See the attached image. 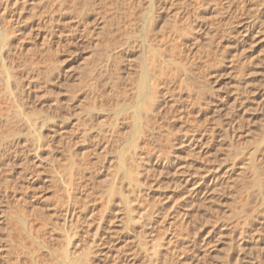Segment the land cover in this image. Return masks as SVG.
<instances>
[{
  "label": "rangeland",
  "instance_id": "rangeland-1",
  "mask_svg": "<svg viewBox=\"0 0 264 264\" xmlns=\"http://www.w3.org/2000/svg\"><path fill=\"white\" fill-rule=\"evenodd\" d=\"M154 1L150 10L149 0H0V264L17 255L34 264L36 253L60 264L68 247L77 264L84 254L83 264L117 256L134 264H264V0ZM168 22L185 37L179 45L195 67L187 78L194 90L179 79L164 92L151 143L134 136L121 95L98 101L96 111L84 86L111 53L122 69L132 63L136 85L143 66L161 51L172 55L163 41L174 28ZM247 23L257 24L252 36L242 33ZM191 136L202 143L190 145ZM131 150L134 158L147 153L136 160L142 168L134 162L144 174L123 160ZM181 171L210 176L193 194L199 183L179 184ZM113 185L120 195L111 202Z\"/></svg>",
  "mask_w": 264,
  "mask_h": 264
},
{
  "label": "bare ground",
  "instance_id": "bare-ground-1",
  "mask_svg": "<svg viewBox=\"0 0 264 264\" xmlns=\"http://www.w3.org/2000/svg\"><path fill=\"white\" fill-rule=\"evenodd\" d=\"M65 1V0H64ZM149 6H150V10H153L154 9V5H155V1L154 0H149ZM159 3V2H158ZM213 3V2H212ZM214 4V3H213ZM219 6V5H218ZM197 7H198V5H197ZM220 7H222V5L220 6ZM157 8V7H156ZM217 8V7H216ZM223 8V7H222ZM219 9V8H218ZM224 9V8H223ZM225 10V9H224ZM219 11V10H218ZM178 17V16H177ZM174 18V17H173ZM152 19H153V16H151V15H149V17H147L146 18V25H147V27H148V25H149V27L151 26V23H152ZM176 19V18H175ZM170 21H173V20H170ZM175 22H177L176 20H175ZM169 23V22H168ZM172 23V25L171 26H173L174 25V28H173V31H172V34L169 36V40L167 39L166 41H165V39H164V37H162L163 39V41L165 42V44H167L168 46H170V51H171V56L170 57H167V58H165L166 56L163 54V51H161L162 53H159L158 54V56L157 57H155L154 59H153V63H152V67H148V65H145V66H143L142 67V73H141V75H140V77H139V80H138V82H137V84L136 85H134L133 83H132V81H131V79H132V77H133V74H134V70H132L131 69V67H132V63H130V64H128L125 68H121L120 66H119V64H120V61H119V57H116V53H115V56H114V53H111V54H109L108 55V60L109 61H107L106 63H104V61H101L100 63H98V65H97V67L96 68H94L93 70H91V75H90V85L89 86H84V83L86 82V81H84V83H83V86H84V88L85 89H88L89 91H90V95H92L91 97V99H93L94 100V103L92 104V106H93V110H98V108L100 107H97V105H98V101L100 102V101H102L103 102V100L105 99V98H108V97H112V96H115L116 95V97H117V95H121V97H123L122 99L124 100V105H127V107H126V109H125V111L127 112V111H129L130 113H126L127 114V116L128 115H132L133 116V118H134V120L132 121L133 123V129H134V136L135 135H137V137H138V135H140L141 137H139L140 139L142 138V137H144V136H142V135H145V137L144 138H142V139H144V141H145V139L146 140H148V141H154V138H156V139H158L155 135V133L158 131V129H156L157 131L154 133V128L155 127H153V126H156V123H157V126H158V122H157V120H158V118H160L159 116H160V112H161V110H163L162 109V107L163 106H165V104L163 105V99H164V101L166 100L165 98H163V97H165L164 95H166L167 97H168V95L167 94H164V92L166 91V93H168L169 92V90H171V89H169L170 87V85L172 86V84L173 83H175L177 80H179V82L180 83H182V85H185V84H187V86H188V89H190V93L192 94L193 93V91L192 90H194V89H192L191 88V86H189L190 84L188 83V75H189V71L190 70H192V68L193 69H195V67H192L191 69H189V66L187 65L189 62H188V56H190V55H186V57H187V59H186V57H185V55H184V59H183V51H181L182 49V47H180V45H179V42L180 41H184L185 40V37L182 35L183 33H181L180 32V30L178 29V26H175L177 23H173V22H171ZM171 23H169V24H171ZM183 23V22H182ZM101 24V23H100ZM186 24H188V23H186ZM185 24V25H186ZM181 25H183V24H181ZM256 23H247V24H245L243 27H244V30H243V32L242 33H244V35L245 36H252L253 35V30L255 29V27H256ZM104 27V26H103ZM155 27H156V25L153 27L154 29H155ZM183 27V26H182ZM188 27V26H187ZM186 27V28H187ZM243 27H242V29H243ZM186 28L184 29V31L186 30ZM150 29V28H149ZM190 29H192L191 28V26H190ZM146 30H147V28H146ZM153 30V29H152ZM183 30V29H182ZM181 30V31H182ZM187 30H188V28H187ZM186 30V31H187ZM152 32H154V31H152ZM171 32V31H170ZM186 33V32H185ZM187 35V34H186ZM164 36V35H163ZM168 37V36H167ZM184 37V38H183ZM187 38V37H186ZM46 39V38H45ZM157 39V38H156ZM184 39V40H183ZM124 41H125V39H124ZM159 41H161V40H159ZM185 42V41H184ZM183 42V43H184ZM131 44L130 43V41L128 40L127 41V43L125 44V45H127V44ZM159 43H161V42H159ZM186 43V42H185ZM120 44H121V42H120ZM162 45H164V43L162 44ZM162 45H160L159 44V46H162ZM166 45V46H167ZM181 45H182V42H181ZM128 46V45H127ZM131 46V45H130ZM129 46V49H131L132 47H130ZM126 47V46H125ZM162 47H165V45L164 46H162ZM127 48V47H126ZM109 49H114V48H112L111 46H109ZM163 49V48H162ZM123 50V49H122ZM126 50H128V49H125V51ZM132 50V49H131ZM163 50H165V48L163 49ZM203 50V49H202ZM144 51V50H143ZM168 51V50H167ZM185 51V50H184ZM109 52H111V51H108V53ZM165 52V51H164ZM133 53V52H132ZM185 53H187V52H185ZM184 53V54H185ZM164 56V58H162L163 56ZM166 54V53H165ZM128 55V54H127ZM130 56H128V58H129ZM175 57V58H174ZM176 57L178 58L179 57V59H176ZM205 57V56H204ZM144 58V52H142V55H141V58H140V62L142 61V59ZM190 58V57H189ZM200 58V57H199ZM130 59V58H129ZM129 59L127 60V59H125L126 60V62L127 61H129ZM130 60H132V59H130ZM191 61H192V63L193 62H195V61H193L192 59H190ZM201 60V59H200ZM133 61H135L134 59H133ZM197 61H199V60H197ZM203 61V60H202ZM131 62V61H130ZM186 62H188V63H186ZM191 63V64H192ZM134 64V63H133ZM135 64H136V62H135ZM191 64H190V66H191ZM195 65V64H194ZM194 65H192V66H194ZM198 66H200V65H198ZM5 68V67H4ZM133 69H134V65H133ZM153 69V70H152ZM6 72V71H5ZM193 72V71H192ZM191 71H190V73H192ZM182 74V75H181ZM198 74V73H197ZM192 75V74H191ZM201 75V74H200ZM6 76H7V80H9L10 78H12L10 75H9V73H7L6 72ZM10 76V77H9ZM196 76V75H195ZM191 77V76H190ZM188 78V79H187ZM194 79V78H193ZM202 79V78H201ZM190 80V79H189ZM12 81V79H10V81L9 82H11ZM14 81V80H13ZM122 81H126V82H128L127 83V87H126V85H123V84H126V83H124L123 82V84H122ZM195 81H197V80H195ZM9 82H7V83H9ZM129 82H130V84H133L134 85V88H133V85L131 86L132 87V91H133V97H135V99H136V102H137V104L136 105H130V104H128V96H131L132 97V94L131 95H129V91L131 90L130 88V84H129ZM190 82V81H189ZM198 82V81H197ZM13 84V83H12ZM11 84V85H12ZM86 84V83H85ZM103 84V85H102ZM176 84H177V82H176ZM8 85H10V84H8ZM81 85V84H80ZM102 85V86H101ZM125 86V87H123V86ZM174 85V84H173ZM130 88H129V87ZM199 86V85H198ZM201 86V85H200ZM7 87H9V86H7ZM10 87H12V86H10ZM9 87V88H10ZM81 87V86H80ZM127 88H129V89H127ZM201 88V87H200ZM199 88V89H200ZM11 89V88H10ZM192 91V92H191ZM82 92V91H81ZM201 92V91H200ZM170 93H172V97H175L174 96V94H173V92H171L170 91ZM197 93H199V92H197ZM164 94V95H163ZM196 94V93H195ZM199 95H201V93L199 94ZM190 96H192V95H190ZM90 97V96H89ZM120 97V96H119ZM120 97V98H121ZM196 97H197V95L195 96V99H196ZM170 98V97H169ZM90 99V98H89ZM88 99V100H89ZM118 99V98H117ZM168 100V99H167ZM173 100V99H172ZM175 100V99H174ZM191 100H193V98L191 99ZM105 101V100H104ZM166 102V101H165ZM171 102V101H170ZM176 102V101H175ZM178 102V101H177ZM101 103V102H100ZM175 104V103H174ZM18 105H19V103H18ZM21 105V104H20ZM171 106V105H170ZM173 106V105H172ZM175 106V105H174ZM173 106V107H174ZM101 108V107H100ZM164 108V107H163ZM170 108V107H169ZM19 109V108H18ZM22 111V110H21ZM20 111V112H21ZM141 111H143L144 112V114H143V112L141 113ZM215 111H218V110H215ZM19 112V113H20ZM17 113V112H16ZM140 113L142 114V115H145V117H143L142 119H141V116H140ZM163 113V112H162ZM165 113V112H164ZM167 115V114H166ZM131 116V117H132ZM161 116H162V114H161ZM18 118H20V117H18ZM17 118V119H18ZM162 119H166V118H162ZM19 120V119H18ZM17 120V121H18ZM154 120H155V122L156 123H154ZM160 120V119H159ZM160 121H162V120H160ZM17 124H18V127H20L19 126V124H20V122L18 123V122H16ZM31 124V123H30ZM28 125V124H27ZM160 125V124H159ZM30 126V125H29ZM30 128V127H29ZM86 130V129H85ZM151 131V132H150ZM160 131V130H159ZM145 132H148V133H146V134H144ZM37 134V132L36 131H34V135H36ZM162 133V132H161ZM216 133V132H215ZM83 134H84V132H83ZM149 134V135H148ZM163 134V133H162ZM158 135H160V134H158ZM213 135H216V134H214L213 133ZM41 136V135H40ZM83 136V135H82ZM86 136H87V134H86ZM106 136H108V135H106ZM187 136V135H186ZM131 137H133L132 135H131ZM83 138V137H82ZM109 138V137H108ZM187 138V137H186ZM191 138H192V136H191ZM215 138V137H214ZM37 139V138H36ZM106 139V138H105ZM199 139V138H198ZM198 139H195V138H192L190 141H188V143H190V145L191 144H193L192 146H199L201 143H202V141H198ZM213 139V138H212ZM39 140V139H38ZM137 140H139L138 138H137ZM200 140H201V138H200ZM214 140V139H213ZM216 140V139H215ZM39 141H41V139L39 140ZM107 141V140H106ZM150 141V142H151ZM158 141V140H157ZM194 141H197V142H193ZM138 142V143H137ZM136 143L138 144V145H140V143H139V141H137ZM136 143L134 144L135 146H136V148L138 147V145H136ZM147 143V142H146ZM152 143V142H151ZM153 143H155V142H153ZM106 144H107V142H106ZM204 144V143H203ZM230 144V143H229ZM142 145H143V143H142ZM144 145H145V143H144ZM147 145V144H146ZM152 145H154V144H152ZM150 145H149V142H148V147H149ZM144 147H146L147 148V146H144ZM140 148V147H139ZM151 148H153V147H151ZM103 149V148H102ZM138 149V148H137ZM142 148H140V150H141ZM149 149H150V147H149ZM148 149V150H149ZM104 150H106V148H104ZM145 150V149H144ZM148 150H146L145 152H148ZM138 152V151H137ZM142 152V151H141ZM101 153V152H100ZM104 153V152H103ZM131 155L130 154H127L126 156H125V158H123V160H125L126 159V162H129V163H131V167L133 168V165L135 164V166H136V170L138 169V171L140 170L139 168H142L143 167V165H142V163H141V165H139L140 164V162L138 163L136 160H137V158H138V161L139 160H142V158H143V156H142V154H140L139 152V155H138V153H137V155L139 156H135V158L132 156V154H134V153H132V150H131ZM149 153V152H148ZM135 154H136V149H135ZM145 154H147V153H145ZM145 154H143L144 156H146ZM83 155H81V157H82ZM106 156V155H105ZM253 156V155H252ZM147 157V156H146ZM167 157V156H166ZM169 158V157H168ZM234 158V157H233ZM232 158V159H233ZM236 158V157H235ZM253 158V157H252ZM144 159H145V157H144ZM167 159V158H166ZM231 161V160H230ZM134 162H136L138 165H139V168H137V164L136 163H134ZM234 162V161H233ZM129 163H125V162H123V168H127L128 166H127V164H129ZM251 163V162H250ZM257 163V162H256ZM233 164V163H232ZM121 165H122V163H121ZM235 165V164H234ZM126 166V167H125ZM130 167V166H129ZM131 168V169H132ZM232 168V167H231ZM131 169H129L130 171H131ZM181 169V168H180ZM245 170V169H244ZM247 170V169H246ZM129 171V173H127L129 176V178L128 179H133L134 178V180H133V183L135 182V178H136V176H132V174H135V172H134V169H133V172L131 171L130 172ZM137 171V172H138ZM140 171H142V170H140ZM204 171V170H203ZM143 172V171H142ZM198 172H200V171H198ZM209 172L210 171H208V175H202L201 173L200 174H196V173H194V174H196V176H194L193 174H191V175H193L194 177H191V175H188L187 174V172L186 171H181V172H179L180 174L179 175H184V174H187L185 177H183V179L181 180V179H179V180H181V182L179 183V184H181L182 183V185H184L185 187H188V186H191L192 185V187L194 186V185H196L197 184V182L199 183V181H202L203 179H205V178H208L210 175H209ZM138 175L137 176H141L139 173H137ZM142 174V173H141ZM143 174H144V172H143ZM142 174V175H143ZM84 175V174H83ZM116 178V177H115ZM217 178V177H216ZM117 179V178H116ZM119 179V178H118ZM138 179V178H137ZM194 179H199V180H194ZM81 180V179H80ZM139 180V179H138ZM214 180V179H213ZM227 180V179H226ZM116 181V180H115ZM117 181H119V180H117ZM116 181V183H118ZM194 181H197L196 183L194 182ZM215 181V180H214ZM82 182V181H81ZM115 183V182H114ZM133 183H131V184H133ZM135 183H137V181L135 182ZM200 183H202V182H200ZM200 183L199 184H197L196 185V187H193L192 189H191V191L190 192H193V194L196 192V189H198V187H199V185H200ZM139 184H141V182H140V180H139ZM139 184H138V186H139ZM229 184V183H228ZM117 185H119L120 187H122L121 186V183H119V184H117ZM261 185H263V184H261ZM183 186V187H184ZM222 186V185H221ZM264 186V185H263ZM115 187H116V185H113L112 187H111V191H110V199L112 200V197H113V195H115L116 194V192H117V194H119V190H117V189H119V187L117 186V188H116V190H115ZM181 187V186H180ZM130 188H131V186H130ZM114 189V190H113ZM125 189V187L123 188V190ZM110 190V189H109ZM126 191V190H125ZM133 191V190H132ZM139 190L137 189V192H138ZM141 191V190H140ZM130 193V192H129ZM136 193V192H135ZM188 193V192H187ZM137 194H140V193H137ZM199 194V193H198ZM120 195V194H119ZM118 195V196H119ZM129 195H131V194H129ZM141 195V194H140ZM189 195V194H188ZM190 195H191V193H190ZM117 196V197H118ZM134 196V195H133ZM138 197H139V195H137ZM187 196V195H186ZM192 196H195V195H191V197ZM106 197V196H105ZM135 197H136V195H135ZM135 197H133V199H134V201L135 200H137V198H135ZM107 198H108V196H107ZM106 198V199H107ZM132 198V197H131ZM186 198V197H185ZM105 199V201L107 202V200ZM114 199H115V196H114ZM113 199V200H114ZM132 199V200H133ZM113 200L111 201V202H113ZM131 199H129L128 200V202L130 201ZM248 200H249V198H248ZM108 201H110V200H108ZM120 202V201H119ZM119 202H118V204H119ZM246 202H247V200H246ZM110 203V202H109ZM117 203V202H116ZM122 203V202H121ZM130 203H132V201L130 202ZM264 203V202H263ZM262 203V204H263ZM109 205V204H108ZM113 205V204H112ZM111 206V205H110ZM109 206V207H110ZM245 206V205H244ZM108 207V209H110ZM114 207V206H113ZM120 207V206H119ZM122 207H124V206H122ZM131 207V206H130ZM121 209V208H120ZM263 209V208H262ZM112 210V209H111ZM123 209H121V211H122ZM130 210V209H129ZM147 211V210H146ZM145 211V213L147 214V212ZM263 211V210H262ZM261 211V212H262ZM126 212V211H125ZM86 213V212H85ZM102 213V212H101ZM109 213H110V211H109ZM112 213V212H111ZM130 213H131V210H130ZM260 213V212H259ZM67 214H68V217L66 216V218H65V222L66 223H69L72 219H73V217L71 216V213H70V210H68L67 211ZM118 214V213H117ZM148 214H149V212H148ZM153 214V213H152ZM263 214V213H262ZM104 215V214H103ZM110 215V214H109ZM148 216V215H147ZM167 216V215H166ZM249 217H250V215H248ZM133 217V216H132ZM175 217V216H174ZM246 217V216H245ZM104 218V217H103ZM148 218H150V217H148ZM176 218V217H175ZM87 219V218H86ZM99 219H100V217H99ZM135 219V218H134ZM134 219H132L131 218V221H133ZM142 219V218H141ZM88 220V219H87ZM99 221V220H98ZM126 221V220H125ZM142 221V220H141ZM143 221H144V219H143ZM245 222V221H244ZM250 222V221H249ZM260 222V221H259ZM264 222V221H263ZM262 222V223H263ZM123 223V222H122ZM125 223V222H124ZM123 223V224H124ZM135 223H136V221H135ZM171 223V222H170ZM89 224V223H88ZM122 224V225H123ZM145 225H147V224H145ZM172 225V224H171ZM249 225H250V223H249ZM248 225V226H249ZM124 226V225H123ZM130 226V225H129ZM247 226V225H246ZM146 227V226H145ZM250 228V227H249ZM99 229V228H98ZM124 230V229H123ZM97 231H99V230H97ZM96 231V232H97ZM109 231V230H108ZM246 231V230H245ZM257 231H259V230H257ZM244 232V231H243ZM255 232H256V230H255ZM30 234H32V233H30ZM95 234H97V233H95ZM242 234V233H241ZM254 234V233H253ZM72 235V234H71ZM71 235H68L69 237L71 236ZM32 236V235H31ZM244 236H245V233H244ZM9 237V236H8ZM33 237V236H32ZM72 237H74V235L72 236ZM104 237H106L105 235H104ZM242 237H243V234H242ZM251 237V236H250ZM98 238H99V240H100V242L103 240V236L102 235H99L98 236ZM241 238V237H240ZM260 238V237H259ZM102 239V240H101ZM243 239H244V237H243ZM242 239V240H243ZM252 239V238H251ZM110 240V239H109ZM241 240V241H242ZM255 240V239H254ZM259 240L260 239H257V241L256 242H259ZM262 240V239H261ZM72 242V241H71ZM71 242H70V244H71ZM110 242V241H109ZM255 242V241H254ZM262 242V241H261ZM44 243V242H43ZM96 243H98V242H95V245H96ZM93 244H94V242H93ZM162 244V243H161ZM161 244H159V246H156V247H160L161 246ZM97 245H99V243L97 244ZM163 245V244H162ZM254 245V244H253ZM256 245V244H255ZM69 246V245H68ZM77 246V245H76ZM71 247H72V245H71ZM93 247V246H92ZM161 248H164L163 246H161ZM161 248H159V249H161ZM72 249V248H71ZM71 249L68 247V248H66L65 249V251H64V255H63V257H62V255L60 256L59 254H58V256L60 257V259H61V261H60V264H77L75 261H73L72 260V258H73V256L71 255V253H73L74 251L72 250L71 251ZM165 249V248H164ZM8 250V249H7ZM157 250H158V248H157ZM156 250V251H157ZM243 250V249H242ZM88 251V250H87ZM89 251H90V249H89ZM155 251V250H154ZM158 251H160V250H158ZM158 251L157 252H155L154 254H156V256H158L160 253H162V252H160L159 254H158ZM8 252V251H7ZM6 252V253H7ZM84 252V251H83ZM174 252V251H173ZM33 253V252H32ZM36 252H34V254H35ZM107 253V252H106ZM8 254V253H7ZM10 254V253H9ZM31 254V253H30ZM33 254V255H34ZM74 254H76L75 252H74ZM73 254V255H74ZM127 254V253H126ZM130 254V253H129ZM135 254V253H134ZM11 255V254H10ZM27 255V254H26ZM36 255L38 256L39 254L38 253H36ZM53 255V254H52ZM55 256H56V254H54ZM116 255V254H115ZM131 255V254H130ZM169 255V254H168ZM6 256V255H5ZM8 256V255H7ZM37 256H31L30 255V258L28 259L29 261H32L34 264H41V262H43V261H41V259H39V256L37 257ZM84 257L86 256L85 254L83 255ZM83 256H81V258L83 257ZM107 256V255H106ZM135 255H133V257H134ZM155 256V255H154ZM155 256V257H156ZM16 258L12 261L13 262V264H22V262H24L23 261V259H22V257L24 258V256H20V255H17V256H15ZM28 257H29V254H28ZM58 257V258H59ZM75 257H77V256H75ZM80 257V256H79ZM82 258L80 261L79 260H77V261H79L78 263L80 264V262H81V264H83V262L82 261H84L85 259H87V256H86V258ZM114 257V256H113ZM112 257V258H113ZM124 257H126V258H120V257H118L117 256V258L116 259H118L117 261H118V264H134L135 262H132V258L131 259H129L127 256H124ZM131 257V256H130ZM154 257V258H155ZM159 257H160V255H159ZM164 257V256H163ZM57 258V257H56ZM63 258V259H62ZM158 258V257H157ZM25 259V258H24ZM77 259H80V258H77ZM159 259V258H158ZM88 260H90V259H88ZM243 260V259H242ZM91 261V260H90ZM90 261L88 262V263H90ZM117 261H115V262H117ZM9 262V261H8ZM8 262H6L7 264H8ZM11 262V261H10ZM31 262V263H32ZM115 262H113L114 264H115ZM44 263V262H43ZM42 263V264H43ZM55 263V262H54ZM112 263V264H113ZM10 264H12V263H10ZM23 264H25V262L23 263ZM44 264H49V263H44ZM56 264V263H55ZM91 264V263H90Z\"/></svg>",
  "mask_w": 264,
  "mask_h": 264
}]
</instances>
